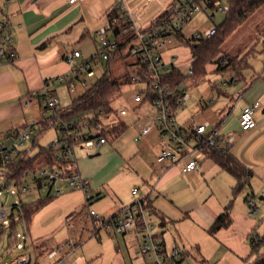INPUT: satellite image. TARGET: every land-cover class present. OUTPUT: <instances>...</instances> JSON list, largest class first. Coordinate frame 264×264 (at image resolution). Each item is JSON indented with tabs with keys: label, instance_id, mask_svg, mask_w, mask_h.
<instances>
[{
	"label": "crops",
	"instance_id": "0c3cea01",
	"mask_svg": "<svg viewBox=\"0 0 264 264\" xmlns=\"http://www.w3.org/2000/svg\"><path fill=\"white\" fill-rule=\"evenodd\" d=\"M68 1L0 0V9L12 29L14 48L17 53L14 62L0 65V139L7 137L9 133L22 130L27 125L33 126L36 134L42 130L41 123L48 119L41 111L45 110V107H42L39 100L31 98V94L35 91H40L45 82H50L61 75H67L73 61L72 55L74 51H80L83 57L91 56L96 51L97 32L107 24L108 14L119 0H83L75 4H69ZM177 2L174 1V4ZM127 10L130 12L128 8ZM163 11L159 10L155 16L150 18L149 25L145 29L149 28L152 21ZM130 13L135 15L138 11L133 8ZM102 17L107 20L105 24L101 23ZM135 23L141 25L142 20L136 18ZM77 37L78 40L69 53V44ZM164 62L169 67L173 66L170 62L165 60ZM232 79H230L229 83L237 82L236 78ZM53 86H55V83ZM220 95L223 96L222 102H219ZM209 103L212 104L213 101L211 100ZM254 103H258V108L261 110L260 114L254 118L256 127L243 132L238 124L240 114L246 106ZM133 104L136 107L146 108L148 106L151 109L148 103ZM217 107H219L216 112L218 116H216L214 123H211L210 120L207 121L211 123V127H218L220 135L219 147L226 149V153L229 156L236 159L249 171L248 184L239 192H246L245 196L239 197V193L234 194V188L237 184L235 177L219 167L210 158L202 160L194 171L188 173L182 172L184 161L174 164L168 161L156 164L151 177L147 182L144 181L147 186L144 187V191L140 195L139 188L137 189V194H132V191L136 189L135 187L128 194H122L117 185H112V181L115 179L113 177L107 179L102 184V188H100L97 181L92 179L93 189H95L94 193L96 194L95 201L97 202L94 207L100 213L105 214L103 216L104 219L120 216L126 207L125 204L128 202L129 194L133 202L126 204L127 206L133 205L138 201L144 202L147 209L145 215L155 217V223L158 225V230H150L155 241L162 249L165 264H170V261L179 263L176 262V257L173 258L171 255L169 256L170 258L168 257V248L172 246V242L174 245L173 249L178 250H180V247L185 248V243H195L198 247V242H193L194 240L190 236L200 232L205 233L203 235L204 240H212L216 245L223 246L224 254H229L232 257V264H248L251 261V242L256 237L262 236L259 231H264V226H259L256 230L259 223L253 217L258 211L253 199L256 195H259L258 200L264 202V200L259 199V197H262L260 195L264 194V75L254 77L233 97L224 92H218ZM136 109L129 112L126 111L124 117L129 113L133 115ZM177 119L178 113L176 114V121ZM192 123L197 122L191 117H182L180 122H177L179 126H189ZM123 124L126 125L125 123ZM143 125L138 126L137 141L145 140L144 138L147 136H141ZM126 128L128 127L125 126L122 133L127 130ZM132 132L136 133L134 130ZM229 137L233 140L230 145H227ZM107 142L108 139L106 137L104 144L87 149L108 150ZM128 142L133 145L132 140ZM163 145L162 149L167 143L164 142ZM83 148L80 146V149ZM22 151H28V154L32 156L37 152V148H33L31 145L28 150ZM96 155L90 156L88 159L85 157L80 158L79 161L75 158L77 170L80 168L84 177L92 178L94 169L99 167L102 157L95 158ZM117 161L118 165L115 174L119 175L123 168L122 165L126 162L120 157H117ZM91 166L93 167L92 171L90 169ZM110 175L111 172L107 178ZM139 180L143 181L136 174L134 181L137 182ZM56 184L51 187L49 196L53 193V188L56 191L62 190L61 194L54 196H64L63 206H69V209L72 210L84 207L81 198L84 195L80 190L72 189L63 182L58 183L60 184L58 186ZM40 192L42 191L40 190ZM76 192H79L81 197L74 200L72 198L76 195ZM43 194L47 195V193ZM250 203H252V206ZM229 204L232 218L231 225L214 236H210L207 233V229ZM46 208L48 209L45 212V218L40 223L41 227L44 230L52 228L51 236L66 229L68 238L64 245L56 246V248L46 244L47 240L53 238L49 236H47L49 237L48 239L45 237L33 243L29 227H27L24 235L35 247L33 249L35 264H39L38 259L41 256L48 260H53L58 253L73 251L77 244L75 242L72 243L73 240L70 238L71 231L74 229L80 234L87 231L84 228L77 229V226L72 222H69L73 226L71 229L67 227L69 223L59 224L54 229L57 220L65 215L64 211L60 205H53V203ZM87 218L90 219L89 215H87ZM76 220L77 225H79L80 219ZM146 220L148 222L147 217ZM131 234L135 236L139 247L141 244V233L133 229ZM67 243L71 244V248L65 246ZM62 246L63 249L57 251L55 256H49L50 253ZM262 248L261 252H264ZM200 249L205 252L204 248ZM179 256H182V254ZM76 260L80 261L81 264H86L84 257L71 260L70 264ZM147 263L153 264L151 262Z\"/></svg>",
	"mask_w": 264,
	"mask_h": 264
},
{
	"label": "rangeland",
	"instance_id": "374dc122",
	"mask_svg": "<svg viewBox=\"0 0 264 264\" xmlns=\"http://www.w3.org/2000/svg\"><path fill=\"white\" fill-rule=\"evenodd\" d=\"M174 1L177 2L178 0H124L125 7L127 6L126 8H128L130 12L133 11V8L137 9L138 13L134 15V18L136 17L142 20L141 25L136 23L142 30L149 25L148 22L150 18L155 16L159 10H171L173 5L176 4H174ZM199 5L201 6L200 10L194 13L182 26V33L185 38H190L197 33L202 34L209 28L218 27L226 19V14L217 9L218 7L228 8L226 0L216 1L213 7H209L203 1H199ZM0 14V18H3V12L0 11ZM106 21V18L102 17L101 23L105 24ZM77 40L78 37L69 44V53ZM220 48L224 54L244 57V67L241 69L240 75H236L232 70L216 72V65L209 64L206 67V74L203 77L187 76L188 69L192 66L193 62L191 48L175 39L170 47L164 51V60L170 62L183 74L185 82L184 88L190 97L189 102L178 112V119L176 122H180L182 117H191L198 124H204L207 120L214 123L216 116H218L216 112L219 110V107H217L218 92H224L230 95V97H233L238 94L239 90L247 82L253 80L254 77L264 75V6L254 11L245 22L240 24L235 32L223 42ZM74 65H76L75 60L72 61L70 66ZM104 68L105 61L98 59L93 62L92 74L88 75L86 72H83L82 78L85 82L82 83L81 81L75 80V89L73 92L68 90L66 83H55L53 88L60 107H69L74 100L84 93L85 89L89 88L102 75ZM120 71L119 66L113 68L114 75H118ZM67 76L68 80L72 78L70 74H67ZM232 78H236L237 82L234 83L233 81L229 83ZM223 84L225 85L223 86ZM144 88L145 85L143 83L123 84L120 95L112 102L114 113L111 115L110 121L108 122L107 119H102L103 123H109L111 126L117 125L118 123H125V126L128 127L124 133H120L117 136L110 134L106 136L108 139L106 144L108 150L97 151V149H87L86 147L80 149V145L76 146L74 149L77 161L84 157L88 159V157L94 156L95 154H97L95 158L102 157L99 167L95 168L93 171L92 178L84 177L80 168L78 170L80 175L87 179L90 185L92 202L88 208L85 205V197H81L79 192H76V195L72 199L77 200L78 197H81L84 207L72 210L69 209V206H63L64 196H54L56 189L53 188V193L51 194L52 199L31 217L28 227L33 243L49 236L53 238L47 240L48 242H46V244L52 247L55 246L56 248V246L64 245L68 238L66 229L65 231L63 230V232L60 231L56 233V236H51L50 234L53 232L52 228L44 230L40 225L43 218H45V212L48 209L46 207L51 203H53V205H60L65 214L61 219L57 220L54 229H56L59 224L72 222L77 226V229L84 228L87 230L81 234L74 229L71 231L70 238L73 240L72 243L75 242L77 244V247L73 251L70 250L67 251V253H58L57 257L53 260H48L41 256V258L38 259L39 264H70L71 260L79 257H84L86 259V264H149L139 252L137 240L135 236L131 234L132 230L125 234H116L113 227L109 225L107 227L108 229L100 228L97 234H92V222L87 218L89 210H93L102 217L105 216V214L100 213L94 207V204L97 202L95 201L96 194L94 193L95 189H93L92 179L97 181L100 188H102V184L107 179L113 177L115 179H113L112 185H117L122 194H128V192H131V189L135 187L136 189L139 188L140 195L144 191V187L147 186L145 182L151 177L154 168H156L155 165L158 164L156 163V157L164 146L163 144L165 141L161 140L157 130L154 129L153 133L144 138L145 140L137 141L138 126L144 124V122L146 123L148 119H152L156 114L151 106V109L148 106H146V108L136 107L132 102V95ZM211 100L213 101L212 104L209 103ZM222 100L223 96L220 95L219 102H222ZM41 104L42 107H45L42 102ZM135 108L137 109L133 115L130 113L125 117L119 115V111L122 109L129 112ZM41 111L46 118H51L53 116V112L48 109ZM260 112L261 110L259 108L255 109L253 118H256ZM211 128L212 127H209L208 130ZM133 130L136 131L135 134L132 132ZM80 131L81 134L88 133L90 136H93V140H96L97 138L95 137L100 134L95 128L87 129L84 126L81 127ZM34 134H36V132ZM59 136H61L59 131L55 128H49L38 138V145L49 148L50 143ZM131 140L133 141V145L128 142ZM9 143L11 144L12 141H9ZM31 145V141L25 143L22 150H28ZM117 157L123 158L126 162L122 165L123 168L119 175L115 174L118 165ZM2 167L0 163V208L3 206L9 209L15 202L20 205L21 203L26 204L35 202L45 197L32 182V177L36 176L38 178L40 177V173L34 176L28 175V177L25 178L22 187L29 188V190L32 191L25 195L21 193V189L15 186H5L6 178L2 175ZM90 169L92 171L93 167L91 166ZM110 172L111 175L107 178ZM136 174H138L143 181L139 180L135 182L134 177ZM58 183L56 186L60 185ZM103 190L102 192H104ZM245 195L246 192L239 193V197ZM128 196L127 205L133 202L130 198V194ZM258 196L259 195H256L253 199L258 208L257 213L253 215L259 223L256 230L259 226H264V202L259 201ZM260 196L264 197V194ZM126 204L125 206H127ZM12 213L13 216H10L4 222V231L0 235V264H10L19 255L16 247L9 248L12 241L10 236L13 237L15 233L24 236L27 230L23 220L19 219V212L17 209H13ZM146 217L151 225V230H158L155 217L147 214ZM78 218L80 219L79 225H77L76 220ZM11 219L15 220V227L9 226ZM204 234V232L192 234L193 236H190V238L194 240L193 242H198L197 244H199L200 247L199 245L197 247L195 243H185V248L179 246V251L182 254V256L176 257V262L179 263L170 261V264H232L233 259L229 254H224L225 251L223 246L219 244L216 245L212 240H204ZM259 234L264 235V231H259ZM139 235L138 233V236ZM49 237H47V239ZM20 241L22 242L23 240L19 239V242ZM173 247L174 245L172 242V246L168 248V257L171 255ZM217 247L219 248L217 249ZM34 248L35 247H33V249ZM200 248H204L205 252L201 251ZM262 250H264V248H262Z\"/></svg>",
	"mask_w": 264,
	"mask_h": 264
},
{
	"label": "built area",
	"instance_id": "2783aa9c",
	"mask_svg": "<svg viewBox=\"0 0 264 264\" xmlns=\"http://www.w3.org/2000/svg\"><path fill=\"white\" fill-rule=\"evenodd\" d=\"M83 0H69V4L82 2ZM199 1L205 4L209 0H179L171 9L167 17L156 24L150 25L147 29H140L135 23L134 14L130 13L125 7L124 1L119 0L113 6L117 17L108 20L104 27H101L97 32V49L88 57H83L80 51H74L72 58L76 61V65L71 66L68 74L72 76L68 80L67 75H61L50 82H45L40 91H35L31 94V98L42 102L45 109L53 112V115L61 109L58 98L55 95L54 83H66L68 90L73 92L75 89V80L84 83L82 73L92 74V63L101 59L107 61L111 54L118 50V42L113 37V28L118 25L119 21L128 24L122 33L126 35L132 34L130 40L125 44L123 50L124 55L129 58L132 64L128 68L129 78L131 83H143L144 89L139 90L132 95V101L135 104L148 103L155 111V116L146 121L141 128V136H146L154 129L157 130L161 140L167 145L160 151L156 157V163L162 164L166 161L171 164L184 161L182 168L183 173L194 171L200 162L204 160L205 148H217L222 152L226 149L219 147L220 135L217 126H213L210 130L211 123L206 121L204 124L192 123L189 126H179L176 122V114L181 110L189 100V94L184 88V79L177 85L166 81V75L170 74L174 66L169 67L163 60V53L170 47L176 34L182 32V26L190 17L200 10ZM219 11L228 13V8L218 7ZM2 12V10L0 9ZM1 15V14H0ZM215 34V28H209L202 34L197 33L190 38L207 39ZM17 53L14 48V35L7 19L0 18V65L9 64L15 61ZM177 69V68H176ZM179 70V69H177ZM192 66L188 69L187 76H192ZM258 108V103L246 106L240 114L238 124L243 132L249 131L256 127L253 118V112ZM124 109L119 111L120 116H124ZM87 129L95 128L99 131V135L94 137L87 134H81L80 130H59L61 136L56 137L49 145V150L57 153V158L63 157L69 166L67 169H44L40 172V177L43 179L41 191L48 193L51 187L58 182L68 184L72 189L80 190L85 197V205L88 208L92 202L90 185L87 179L83 178L77 170L74 149L71 140H76L79 145L86 148H92L96 145H101L106 142V137L101 134L105 131V123L92 120L84 125ZM66 127V126H64ZM62 129V128H60ZM35 130L33 126L27 125L20 131L9 133L7 137L0 140V157L6 165L11 158L22 150L25 143L31 141ZM93 137V138H92ZM232 138L227 139V145L232 143ZM9 141H12L10 144ZM78 145V146H79ZM32 191L29 188L21 187V193L27 195ZM62 190L55 192L58 196ZM132 194H137V189L132 191ZM252 206V203H250ZM13 209H17L19 213L20 205L16 202L9 208H0V226L4 224L6 219L13 216ZM145 212L147 209L143 201H138L133 205L126 206L120 216L112 219H104L96 214L93 210L88 211V215L92 222V234H97L100 228L108 229L111 225L115 233L123 234L128 230H138L141 233V244L139 252L147 262L153 264H165V259L162 255L160 245L155 241L151 226L146 220ZM69 229L73 228L72 224H68ZM84 230V229H81ZM18 239L23 241L16 245L19 255L10 264H34L35 256L33 245L28 240L26 235L17 234ZM71 248V244H66ZM62 247H58L56 251L50 253V257L56 255L57 251H61ZM181 253L178 249H173L171 257H177ZM71 264H81L76 260Z\"/></svg>",
	"mask_w": 264,
	"mask_h": 264
},
{
	"label": "trees",
	"instance_id": "16d2710c",
	"mask_svg": "<svg viewBox=\"0 0 264 264\" xmlns=\"http://www.w3.org/2000/svg\"><path fill=\"white\" fill-rule=\"evenodd\" d=\"M218 0H209L207 5L213 7L214 3ZM228 4V13L226 14L225 21L218 27H215V34L207 39H192L185 38L183 33L176 34V40L191 48L193 56L192 77H203L206 74V67L209 64L216 65V72H224L232 70L236 75H240L241 69L244 67V57L227 55L221 50L223 42L238 28L240 24L245 22L251 14L264 6V0H226ZM171 10L163 11L159 16L152 21V24L160 22L167 17ZM117 17L115 11L108 14V20ZM128 24L119 21L118 25L113 28V37L118 42V50L110 55L109 59L105 61V68L102 75L87 89L84 93L74 100L69 107L61 108L55 115L48 118L41 123V131L34 134L31 138L33 148H37V152L30 156L28 151H19L14 155L8 164H4L0 157L2 164V175L5 176V186H15L21 189L23 182L28 175H35L44 169H67L68 162L63 157L57 158V153L50 151L46 147L38 145V138L44 131L49 128H55L57 131L64 130H80L86 122H91L93 119L102 122V119H107L109 122L111 115L114 113L112 102L120 95L121 87L123 84H131L128 68L132 64L127 56L124 55V46L132 37V34L126 35L122 33ZM119 66L121 70L118 75H114L113 68ZM167 80L173 85H177L184 79L180 70L172 68L170 74L166 75ZM66 126V127H64ZM106 129L101 134L106 137L108 134L117 136L123 132L125 125L118 123L111 126L105 124ZM62 128V129H60ZM93 138V137H92ZM72 146H78L79 142L71 140ZM205 157L212 159L219 167L232 174L237 184L234 188V194L239 193L243 187L248 184L249 171L241 165L236 159L229 156L226 152H222L217 148H205ZM33 183L38 190L41 189L43 184L42 178L32 177ZM52 199L49 192L44 198L38 199L35 202L21 203L19 219L23 220L25 227L31 220V217L45 204ZM232 223L230 204L224 209L214 223L207 229L210 236L223 229H227ZM10 227H15L14 219H11ZM4 231V226H0V235ZM9 248H15L19 239L17 233L13 237ZM264 247V235L256 237L251 242V261L248 264H264V252L261 248ZM35 264V263H34Z\"/></svg>",
	"mask_w": 264,
	"mask_h": 264
},
{
	"label": "water",
	"instance_id": "95a60500",
	"mask_svg": "<svg viewBox=\"0 0 264 264\" xmlns=\"http://www.w3.org/2000/svg\"><path fill=\"white\" fill-rule=\"evenodd\" d=\"M259 199H260V200H264V198H262V197H259Z\"/></svg>",
	"mask_w": 264,
	"mask_h": 264
}]
</instances>
